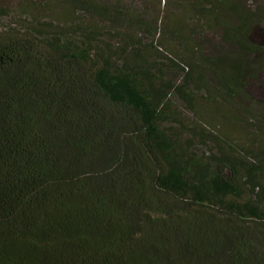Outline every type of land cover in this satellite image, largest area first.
I'll use <instances>...</instances> for the list:
<instances>
[{"label":"trees","instance_id":"obj_1","mask_svg":"<svg viewBox=\"0 0 264 264\" xmlns=\"http://www.w3.org/2000/svg\"><path fill=\"white\" fill-rule=\"evenodd\" d=\"M34 1L65 10L0 26V264H264V149L215 130L243 122L264 137V109L227 114L264 70L257 14L196 0L192 16L240 52L213 57L210 22L191 38L124 0ZM227 11L236 23L221 24Z\"/></svg>","mask_w":264,"mask_h":264},{"label":"rangeland","instance_id":"obj_2","mask_svg":"<svg viewBox=\"0 0 264 264\" xmlns=\"http://www.w3.org/2000/svg\"><path fill=\"white\" fill-rule=\"evenodd\" d=\"M104 2H107L108 4L112 3V0H101ZM234 2L238 3V5L243 8H245L248 12L257 14L258 19L256 23V27L254 28V32L252 35V38L254 41L260 43H264V23L259 22V19H262L264 21V0H233ZM45 2V0L43 1ZM179 3V4H185L186 8L183 9V7L173 5V3ZM194 3L201 4V2H196V0H124V4L128 5L130 12H134L139 14L141 18L143 19H151L155 18V23L158 25L163 31L166 29V27H169L173 21V19L178 18V23H183L184 28H186L187 36L191 38H196L194 35L189 33L188 29L193 27L196 23L198 25H201L204 27V25L208 24L209 22L212 24V27H206L204 32L201 33L203 35V38H206V41H202V43L205 44L204 47V54L205 55H211L215 56V50H218L221 53H233L235 51V55H239V50L231 45L226 44L221 36H222V29L223 25L215 26V23L213 20H210L209 18L204 19L201 17L199 21L196 20V14L192 16L191 8ZM233 3V2H231ZM36 4L34 0H0V8H3L7 11V14L0 13V26H6V25H16L23 19H25L27 22H35L38 18L47 19L46 15L50 13V16H58L57 18H60V14L65 10L64 6H53V9L50 12L37 10ZM186 11V12H185ZM221 24H234L236 23V16L231 11H227L226 13L222 14L221 16ZM104 22L98 21L99 25H102ZM162 31V32H163ZM170 38V37H168ZM164 39V38H163ZM171 39V38H170ZM149 39H147V42ZM163 49H165L168 53L174 52L175 44L177 45V41L168 42L166 44V40H163ZM215 46V47H214ZM153 48V47H151ZM173 55V53H172ZM250 56V55H248ZM253 58V57H252ZM252 58L250 61H252ZM253 65L252 62H250V66ZM251 85L246 88V91L240 92L237 94V96L233 99V102H229L227 105V108L229 109L228 113L230 117L236 116V118L239 119H247V116L242 114L241 112H238L236 109L238 107H246L250 108L252 111L254 110V113L262 112L264 109V70L257 76L256 80H252ZM173 103L175 104V109H177L173 115L178 116L179 122L187 123V125H192L194 120V115L189 110L184 109L182 107L183 103H181V100L173 93L171 96ZM199 103L201 105L210 106L211 102H206V99H202L203 97L198 95L196 96ZM239 110V109H238ZM209 111V110H208ZM208 113V112H207ZM215 114V113H214ZM221 114V113H220ZM209 115V114H208ZM217 116L216 114L214 117ZM223 116V115H220ZM213 117V113L211 117L204 116L203 118L205 121H211L215 120ZM220 119V118H219ZM216 125L218 128H215L216 133H226L228 135H233L235 138H238L237 143L240 145H243L245 149H250L254 152H258V149L263 148L264 149V137H259L258 141L255 140V136H249V133L252 132L254 129L244 125L243 122L239 123H233V122H221L215 120ZM214 130V131H215ZM188 133V130L186 131ZM248 143V144H247ZM199 148H204L200 144ZM213 148V147H212ZM211 148V149H212ZM213 150V149H212ZM200 151V149H199ZM198 151V152H199ZM212 153L215 152L214 150L211 151ZM232 197H228L227 199H231ZM243 199V198H242ZM241 201V199H240Z\"/></svg>","mask_w":264,"mask_h":264}]
</instances>
